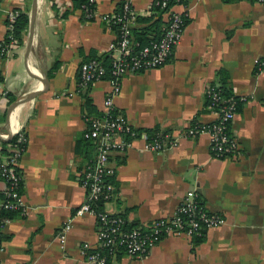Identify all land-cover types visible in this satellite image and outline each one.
Here are the masks:
<instances>
[{
	"label": "crops",
	"instance_id": "crops-1",
	"mask_svg": "<svg viewBox=\"0 0 264 264\" xmlns=\"http://www.w3.org/2000/svg\"><path fill=\"white\" fill-rule=\"evenodd\" d=\"M124 1L141 12L139 17L154 14V0H95L98 16L87 20L80 9L71 10V0H39L29 67L24 55L28 29L22 46L10 57L0 56V82L9 95L0 97V109L6 114L7 100L41 90L44 77L48 79L42 91L11 114L14 132L19 127L26 135L19 161L24 215L2 228V264H91L81 248L84 243L97 245V221L89 214L74 215L85 200L80 170L93 154L92 146L81 147L86 124L77 91L78 69L85 59L107 51L113 56L108 45L117 34L99 16L116 11ZM31 2L1 1L0 45L6 37L7 13L19 8L29 16ZM175 8L185 10L188 21L173 55L156 69L125 73L114 97V106L128 124L159 127L167 132V146L144 149L142 133L128 151L114 154L117 194L103 209L146 226L169 218L183 196L195 190L205 207L225 222L208 229L199 244L193 245L186 234L169 232L148 254L132 257L119 251L120 257L110 264H264V70H255L264 57V4L188 0ZM220 69L227 72L234 93L248 99L230 126L241 155L224 159L212 157L205 133L180 138L193 118L201 123L216 119L204 97ZM109 89L106 79L89 87L88 96L100 111ZM8 131L7 121H0V134ZM174 138L176 144H170ZM66 224L70 228L61 242L60 230Z\"/></svg>",
	"mask_w": 264,
	"mask_h": 264
},
{
	"label": "built area",
	"instance_id": "built-area-1",
	"mask_svg": "<svg viewBox=\"0 0 264 264\" xmlns=\"http://www.w3.org/2000/svg\"><path fill=\"white\" fill-rule=\"evenodd\" d=\"M2 0H0L1 3ZM264 4V0H258ZM88 4L93 5L89 9L86 5L82 9L84 17L87 20L94 19L98 15L95 12V0H88ZM153 3H159L154 0ZM168 0L160 2L164 9L163 17L166 25L163 28L162 36L157 40H151L147 44L139 45L131 37V27L136 24L137 18L141 12L137 11L128 1H124L120 13L115 11L110 14L99 16L100 20L106 22L108 26L117 27V36L110 42L108 49L112 51V62L109 69L110 78H107V69L97 59H91L82 62L79 66V80L77 91H84L91 84L99 80H108L110 89L106 91L103 100V111L109 113L116 109L114 106V97L120 91L122 76L127 72L137 73L156 69L164 65L172 56L176 46L180 43L184 32V14L178 10H167ZM187 13H185L186 15ZM18 12L14 9L6 15V37L8 42L0 45V56L10 57L16 47H19L18 39L13 35V23ZM259 70H264V59L257 62ZM213 88L209 85L205 93L211 94L213 98L216 94L212 92ZM8 90L0 82V97H5ZM216 113L215 123H202L197 128H188L180 133L181 137H196L205 133L209 137L210 150L215 157L223 156L239 157L241 150L238 141L232 135L224 132V125L231 122L235 116V101L230 100L220 112ZM90 126L85 134L87 138L95 143V154L91 164L80 170V183L85 191V200L75 210V216L89 214L95 217L97 221V245L92 248L88 243L82 245V253L91 264H105V256L98 251H91L97 247H114L117 244L125 246L126 253L132 257H142L160 241L163 234H186L191 236L199 233L202 224L208 229L219 227L224 224L225 219L215 211L197 210L194 204L197 193L195 190L188 191L176 207L174 213L169 218L154 220L150 225H138L130 230H124L126 219L118 214L108 213L106 210H96L93 203L102 200L103 203L110 202L116 197L117 191L114 184L110 181L105 182L104 178L114 171L111 165V159L114 154H122L128 151L137 139L132 126L128 124L121 112L115 110L105 120H90ZM23 129L17 128L14 133L20 134V139L24 140ZM140 138V137H139ZM142 139H145L142 135ZM174 138L170 144H176ZM167 146L165 138L159 136L151 142L145 141L144 149L158 151ZM21 152L17 151L11 163H18ZM6 171V169H4ZM18 176L10 172L8 179L11 182V188L8 195L14 202L5 204L9 208H22V195L13 190ZM188 216L186 221L184 217ZM200 221V223H199ZM11 222V219H5L4 225ZM3 225V227H4ZM70 228L69 224L64 225L60 230V241L65 240L66 231ZM165 232V233H163ZM2 246L0 245V253ZM0 264H2L0 260Z\"/></svg>",
	"mask_w": 264,
	"mask_h": 264
},
{
	"label": "trees",
	"instance_id": "trees-1",
	"mask_svg": "<svg viewBox=\"0 0 264 264\" xmlns=\"http://www.w3.org/2000/svg\"><path fill=\"white\" fill-rule=\"evenodd\" d=\"M88 0H71V10L74 9H80L82 14H83V18L86 19L84 17V11L82 10L84 8V5H86L89 9L93 8V5L88 4L87 2ZM159 3H153L151 9L154 11V14L151 15L153 19H148L151 18H145V17H138L137 18V23H139L140 21L143 22H148L147 24H145L142 27H136V26H132L131 27V37L133 39V41L138 42L139 45H143V44H147L149 41L151 40H157L162 36L163 33V28L166 25V20H164L163 18V12L164 9L161 8L160 6V2L162 0H158ZM223 1H230V0H223ZM258 1V0H256ZM188 0H168V4H167V10H176L175 7L178 6H184L187 5ZM124 2H122L118 9L115 11L116 13H120L122 10ZM15 11L18 12V15L15 18V21L13 23V35L18 39V44L22 46L23 44V36L24 33H26L27 29H28V24H29V16L27 13H25L24 11H22L19 8H14ZM181 14H184V26H186V23L188 21V17L187 14L185 15V13H187L185 10L184 11H180ZM68 14V11H66L63 15L66 16ZM107 24V23H106ZM109 28L113 29L116 34H117V27H115L114 25L109 26ZM8 42V38L5 37V39L2 41V43ZM111 51V50H110ZM111 54L107 51L104 54L98 56V57H91L89 59H85L83 62L89 61L91 59H97L99 61H101V63L104 65V67L107 69L108 71V75L107 78H110V73H109V69L111 67V62H112V56H110ZM173 55V54H172ZM111 57V58H110ZM261 59H264L261 58ZM57 63L55 64V66L53 67V69L57 68ZM255 70L258 71V65L256 64L255 66ZM216 81L211 83V87L213 88L212 92H214L216 94V97L213 98L211 94H207L205 93V102L204 105L206 108L211 109L213 111H217L220 112L221 109L227 105V103L230 100H234L235 101V113L239 112L241 110V107L243 106V104L248 100L246 97H242L239 95H236L233 91L232 88V84L230 82L229 76L227 74V72L223 69L218 70L217 74H216ZM1 79V78H0ZM78 80H79V72H78ZM88 90L89 88L85 89L84 91H80L81 95H82V117L84 119V122L86 124V129L84 130L83 134H82V139L81 141V147L88 148L90 146H92L93 148V154L92 156H90L88 158V160L86 161L85 166H88L89 164L92 163L93 158H94V154H95V143L90 140L89 138H87L85 136V134L88 131V127L90 126V120L93 119H97V120H105L108 117H110L112 114L115 113V110L110 111L109 113H104V111H100L98 110L95 105L92 102V99L88 96ZM8 94L5 96L6 98H8ZM7 104L11 103V99L7 100ZM118 111V110H117ZM6 110H1L0 109V121H5L6 120ZM216 119L211 123H215ZM232 121L229 123H225L224 125V132L228 135H231V130H230V126H231ZM202 123L199 122L196 118H193L190 123L188 124L190 128H197V126L201 125ZM134 132L136 133L135 137L139 138L141 136L142 133H145V140L147 142H151L153 140H155L156 138H158L159 136H161L162 138L165 137V134L167 132L162 131L159 127H153V128H145V129H137L132 127ZM188 127L182 128L183 132L184 130H186ZM23 136H24V140L20 139V134L19 133H14L9 139H3L0 140V245L4 239V235L2 233V228H3V223L5 221V219H13L16 216H22L24 215L22 208H9V207H5V204L7 202L12 203L14 202V200L8 195V193L10 192V188H11V182L8 179V174L10 172L14 173L16 176H18V181L15 184V187L13 188L14 191H16L19 195L23 194V188H24V179H23V175L20 169V158L18 160V163H11V159L13 158V156L15 157V153L17 151H20L21 154L24 152L25 148H26V135L24 132H22ZM210 153L212 155V157L214 158H218V159H224L223 156L220 157H215V155L212 153V151L210 150ZM231 158V157H230ZM4 169H6V171H4ZM114 171L112 172V174H110L109 176H106L104 178L105 182L110 181V183L114 184ZM116 187V186H115ZM116 198V197H115ZM114 198V200H115ZM196 209L197 210H204V211H208V209L205 207V205L203 204V201L200 197V194H197L196 198H195V202H194ZM103 205L104 203L102 202V200H97L93 203V207L96 210H102L103 209ZM122 217H124L123 214H118ZM126 219V223L124 225V230H130L133 227H137L139 224L136 222H130L126 217H124ZM188 218V216L185 215L184 217V221H186V219ZM200 223V221H199ZM206 231L207 228L205 227L204 224H202L201 229L199 231V233L193 234L191 235V239H192V243L193 245L199 244L200 242H202L205 238L206 235ZM165 233V232H163ZM165 234H163L164 236ZM162 236V237H163ZM91 251H98L102 256H105V264H110L111 260L115 257V258H119L120 254L119 251H123L126 253L125 250V246L123 245H119L117 244L114 247H97Z\"/></svg>",
	"mask_w": 264,
	"mask_h": 264
},
{
	"label": "water",
	"instance_id": "water-1",
	"mask_svg": "<svg viewBox=\"0 0 264 264\" xmlns=\"http://www.w3.org/2000/svg\"><path fill=\"white\" fill-rule=\"evenodd\" d=\"M38 3H39V0H32L30 14H29L28 37L25 42V53H24L25 60H26L25 63L28 67L29 65L27 64V55L29 53V50H30V47L33 41L34 25H35L37 10H38ZM47 84H48V79L44 77V85L41 88V90L39 89V90L33 91L32 93L26 96H23L22 98L16 99L9 104L7 108V116H6V121L8 124L9 131L6 134H0V140L9 139L14 134V127L10 123L12 111L20 104L35 97L40 91H42V89H44L47 86Z\"/></svg>",
	"mask_w": 264,
	"mask_h": 264
},
{
	"label": "bare ground",
	"instance_id": "bare-ground-1",
	"mask_svg": "<svg viewBox=\"0 0 264 264\" xmlns=\"http://www.w3.org/2000/svg\"><path fill=\"white\" fill-rule=\"evenodd\" d=\"M14 120H15V119H14ZM14 120H13V118L11 117L10 122H11V123L13 122V124H12L13 127H14Z\"/></svg>",
	"mask_w": 264,
	"mask_h": 264
}]
</instances>
